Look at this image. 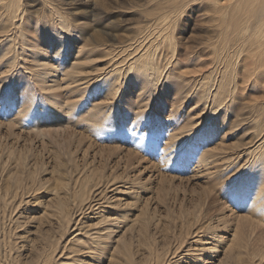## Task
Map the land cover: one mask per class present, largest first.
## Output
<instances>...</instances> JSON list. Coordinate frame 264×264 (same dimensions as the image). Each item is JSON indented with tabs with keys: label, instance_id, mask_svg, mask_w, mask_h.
<instances>
[{
	"label": "rangeland",
	"instance_id": "obj_1",
	"mask_svg": "<svg viewBox=\"0 0 264 264\" xmlns=\"http://www.w3.org/2000/svg\"><path fill=\"white\" fill-rule=\"evenodd\" d=\"M148 2L0 0L1 264H264V12Z\"/></svg>",
	"mask_w": 264,
	"mask_h": 264
},
{
	"label": "bare ground",
	"instance_id": "obj_2",
	"mask_svg": "<svg viewBox=\"0 0 264 264\" xmlns=\"http://www.w3.org/2000/svg\"><path fill=\"white\" fill-rule=\"evenodd\" d=\"M170 1L171 0H149V2H148V3H153V6L151 9L146 10V16L147 17L148 16L153 17V19H151V20L161 22V24H159L157 26L158 29L165 28L166 26H168L167 25L168 24L167 16H168V14H171V13H169L171 5L167 4V3ZM240 4L244 8V11H246L252 7H255L259 13H260V11L264 12V0H240ZM222 7H224V4L222 5ZM62 22L63 21L61 20L60 24H62ZM150 25L152 26V24H150ZM63 26H65V24H63ZM258 61H259L258 62L259 64L254 65L252 68H264V50H262L259 53ZM228 78H229V80H228ZM228 78H227V80L225 79L224 81H222V83L231 80V77H228ZM17 172H19V171H17ZM13 175L14 176H12L13 177L12 178V184H13L15 189H18L22 186V180L23 179L20 177L19 173L18 174L15 173ZM10 181H11V179H10ZM3 202H5V198L3 199ZM65 211L66 210H64V212ZM64 212H63V214H64ZM64 217L67 218V214H64Z\"/></svg>",
	"mask_w": 264,
	"mask_h": 264
}]
</instances>
